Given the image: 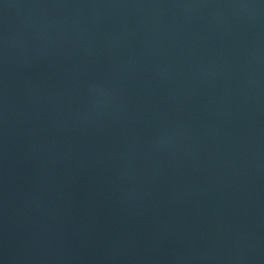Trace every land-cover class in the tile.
Listing matches in <instances>:
<instances>
[{
  "label": "water",
  "instance_id": "water-1",
  "mask_svg": "<svg viewBox=\"0 0 264 264\" xmlns=\"http://www.w3.org/2000/svg\"><path fill=\"white\" fill-rule=\"evenodd\" d=\"M0 264H264V0H0Z\"/></svg>",
  "mask_w": 264,
  "mask_h": 264
}]
</instances>
